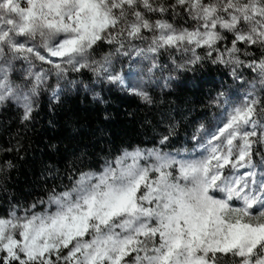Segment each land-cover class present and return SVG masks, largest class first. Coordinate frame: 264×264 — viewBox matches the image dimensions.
Here are the masks:
<instances>
[{
    "label": "snow or ice",
    "instance_id": "6c2138e0",
    "mask_svg": "<svg viewBox=\"0 0 264 264\" xmlns=\"http://www.w3.org/2000/svg\"><path fill=\"white\" fill-rule=\"evenodd\" d=\"M115 91L144 139L82 137L70 111L24 194L0 161V264H264V0H0V109L22 127L45 98Z\"/></svg>",
    "mask_w": 264,
    "mask_h": 264
},
{
    "label": "trees",
    "instance_id": "16d2710c",
    "mask_svg": "<svg viewBox=\"0 0 264 264\" xmlns=\"http://www.w3.org/2000/svg\"><path fill=\"white\" fill-rule=\"evenodd\" d=\"M186 76L192 78L193 73H187ZM195 76L197 80L202 81V89L206 90L212 87L213 78L217 74L200 70ZM103 95L107 104L94 105L90 96L74 93L68 97L63 107L57 109L55 114L48 111L45 98L39 115L29 128L20 125L13 110L0 109V148L10 147L13 149L11 152L0 151V161L8 159L16 165L10 171L9 192H15L17 195L24 194L25 187L32 179L33 165L38 164L42 155L48 154V144L67 141L70 129L66 126V116L70 111L76 114L73 123L79 129V135L82 137H90L93 132L103 129L104 139L110 136L117 143L122 139H144L140 135L142 129L139 117L143 115V106L139 105V101L119 91H115L111 95L107 93ZM185 96L190 99L192 97L191 90H188ZM169 99H175V96L169 97ZM197 99L203 100V97L197 96ZM195 107L196 111L193 113V117L203 111L200 104H196ZM105 110L111 117L107 121L103 119ZM129 112L136 113V115L130 117ZM50 118L59 125V128L49 127ZM181 139H183V133ZM17 141H19L18 152L16 150ZM59 147L63 150L64 143L61 142ZM5 201L6 196L0 194V211L6 207Z\"/></svg>",
    "mask_w": 264,
    "mask_h": 264
},
{
    "label": "rangeland",
    "instance_id": "374dc122",
    "mask_svg": "<svg viewBox=\"0 0 264 264\" xmlns=\"http://www.w3.org/2000/svg\"><path fill=\"white\" fill-rule=\"evenodd\" d=\"M117 67H119V64L117 65ZM242 171V170H241Z\"/></svg>",
    "mask_w": 264,
    "mask_h": 264
}]
</instances>
